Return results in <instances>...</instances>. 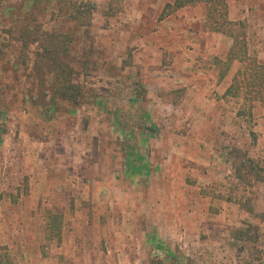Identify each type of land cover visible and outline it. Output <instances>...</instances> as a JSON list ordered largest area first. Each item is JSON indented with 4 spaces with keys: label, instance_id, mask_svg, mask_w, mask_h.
Here are the masks:
<instances>
[{
    "label": "rangeland",
    "instance_id": "374dc122",
    "mask_svg": "<svg viewBox=\"0 0 264 264\" xmlns=\"http://www.w3.org/2000/svg\"><path fill=\"white\" fill-rule=\"evenodd\" d=\"M175 1L107 15L110 0H0V254L12 264H264V183L237 179L232 156L264 168V105L225 96L243 68L224 65L233 39L209 31L203 4L163 19ZM81 3L94 5L89 27L67 18ZM227 3L264 71V0ZM27 23L73 35L78 104L32 70L36 47L17 41Z\"/></svg>",
    "mask_w": 264,
    "mask_h": 264
},
{
    "label": "trees",
    "instance_id": "16d2710c",
    "mask_svg": "<svg viewBox=\"0 0 264 264\" xmlns=\"http://www.w3.org/2000/svg\"><path fill=\"white\" fill-rule=\"evenodd\" d=\"M123 0H110L107 15H114L119 12ZM203 4L207 11V28L214 33H220L233 39V46L227 62L224 65L229 68L232 62L239 61L241 68L233 78L232 84L227 89L226 97H238L243 94L244 99L251 103L264 105V71L258 66L256 59L251 58L248 53L246 34L235 31L236 24L229 19V7L227 0H176L173 4H167L162 12L163 19L169 15V11L184 9L190 5ZM94 5L81 3L68 14V20L74 21L80 27H89L94 11ZM21 45L23 54L28 53L32 47H36L33 53L32 70L43 83V87L49 83L52 98H61L68 104H78L83 95V88L78 82L75 70L66 58L70 57L71 44L74 42L73 35L68 33L46 32L42 26L36 23L25 24L20 30L17 40ZM27 64V62H24ZM219 64L222 62L219 60ZM229 70V69H228ZM227 70V72H228ZM226 76V73H225ZM223 78V77H222ZM235 159L241 162H234V170L237 179L246 181L251 176L259 182L264 183V168L249 158L248 153L239 149L233 150ZM247 211L254 213L253 208L244 204ZM58 218L54 215L51 221L52 232L59 234L60 228L57 225ZM264 221V215H261ZM0 264H12L7 254H0Z\"/></svg>",
    "mask_w": 264,
    "mask_h": 264
},
{
    "label": "crops",
    "instance_id": "0c3cea01",
    "mask_svg": "<svg viewBox=\"0 0 264 264\" xmlns=\"http://www.w3.org/2000/svg\"><path fill=\"white\" fill-rule=\"evenodd\" d=\"M201 72H204V70H200V69H198L197 71H194V73H199V75H203V74H200ZM231 75H232V73H231ZM185 79H187V78H185ZM228 81V80H227ZM191 86V88L193 87L192 86V84L190 85ZM146 134V133H145ZM146 135H148V134H146ZM149 136V135H148ZM143 137V136H142ZM136 160H137V158L135 159L134 158V160L132 159V165H134L135 163H136ZM134 163V164H133Z\"/></svg>",
    "mask_w": 264,
    "mask_h": 264
}]
</instances>
